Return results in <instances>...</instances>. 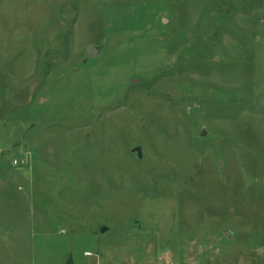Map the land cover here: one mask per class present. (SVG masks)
Here are the masks:
<instances>
[{
  "label": "rangeland",
  "instance_id": "374dc122",
  "mask_svg": "<svg viewBox=\"0 0 264 264\" xmlns=\"http://www.w3.org/2000/svg\"><path fill=\"white\" fill-rule=\"evenodd\" d=\"M262 105L264 0H0V264H264Z\"/></svg>",
  "mask_w": 264,
  "mask_h": 264
},
{
  "label": "water",
  "instance_id": "95a60500",
  "mask_svg": "<svg viewBox=\"0 0 264 264\" xmlns=\"http://www.w3.org/2000/svg\"><path fill=\"white\" fill-rule=\"evenodd\" d=\"M98 50H99L98 47H96V46H90L87 49V52H88V55L89 56L96 57ZM262 110H264V106L263 105L262 106H259V108H258V111H262ZM205 133H206V130H203L202 135H204ZM133 152H137L139 158L142 157V148L140 146L134 148L133 149ZM226 234H228V236H229V232L228 231H226Z\"/></svg>",
  "mask_w": 264,
  "mask_h": 264
},
{
  "label": "built area",
  "instance_id": "2783aa9c",
  "mask_svg": "<svg viewBox=\"0 0 264 264\" xmlns=\"http://www.w3.org/2000/svg\"><path fill=\"white\" fill-rule=\"evenodd\" d=\"M16 163H18V161L16 162ZM19 164V163H18ZM21 164V163H20Z\"/></svg>",
  "mask_w": 264,
  "mask_h": 264
}]
</instances>
